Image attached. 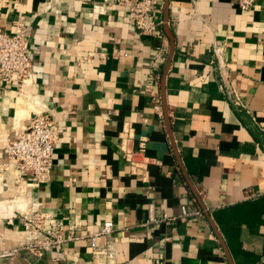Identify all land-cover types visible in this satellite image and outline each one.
Instances as JSON below:
<instances>
[{
    "label": "crops",
    "instance_id": "obj_1",
    "mask_svg": "<svg viewBox=\"0 0 264 264\" xmlns=\"http://www.w3.org/2000/svg\"><path fill=\"white\" fill-rule=\"evenodd\" d=\"M161 1L162 38L138 33L118 0H0L4 29L27 24L32 58L20 90L0 87V163L35 111L59 129L49 180L28 185L10 162L1 198L39 199L75 225L42 256L1 264H92L87 235L106 220L114 264H264V0H167L169 34ZM123 129L129 149L146 138L138 165ZM2 216L14 223H0V246L18 245L20 219Z\"/></svg>",
    "mask_w": 264,
    "mask_h": 264
},
{
    "label": "built area",
    "instance_id": "obj_2",
    "mask_svg": "<svg viewBox=\"0 0 264 264\" xmlns=\"http://www.w3.org/2000/svg\"><path fill=\"white\" fill-rule=\"evenodd\" d=\"M127 6L130 21L138 33L162 38L161 0H118ZM257 0H236L239 9L250 8ZM158 15V17H157ZM27 24L21 19H14L12 26L6 30L0 24V87L15 83L20 90L22 81L32 73V58L27 53L25 32ZM225 81V80H224ZM160 113V108L156 106ZM59 129L56 120L44 109L37 110L30 117L27 125L22 127L16 138H7L2 142L6 161L0 163V223L12 225V217H3V209L12 208L20 219L26 238L13 247L0 246V264L3 260L16 257L21 252H28L37 257L51 251L56 246L74 238L75 225L63 228L62 222L52 213L45 211L39 199L30 198L27 207L21 208L1 198L3 187L7 186L4 171L10 162L25 177L28 185L39 187L49 180L53 166L54 144L58 141ZM121 152L125 159L138 165L134 156L144 152L146 138H139L138 148L129 149L127 142L132 139L128 129L119 133ZM15 203V202H14ZM181 215L197 214L199 210H189L181 205ZM66 230V232H63ZM115 227L111 220L104 221L99 230L87 236L90 240V257L92 264H114L116 246L114 240ZM102 237L101 243L97 237Z\"/></svg>",
    "mask_w": 264,
    "mask_h": 264
},
{
    "label": "water",
    "instance_id": "obj_3",
    "mask_svg": "<svg viewBox=\"0 0 264 264\" xmlns=\"http://www.w3.org/2000/svg\"><path fill=\"white\" fill-rule=\"evenodd\" d=\"M167 3H168V1L166 0L165 1L164 12H163L164 13L163 22H164L165 30L169 34V29H168V24H167V22H168V5H167ZM223 247H224L226 255L229 257V253H228L227 247H226L224 242H223Z\"/></svg>",
    "mask_w": 264,
    "mask_h": 264
}]
</instances>
